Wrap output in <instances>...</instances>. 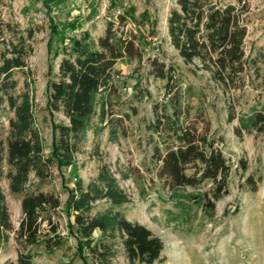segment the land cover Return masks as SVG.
<instances>
[{"label":"trees","instance_id":"obj_1","mask_svg":"<svg viewBox=\"0 0 264 264\" xmlns=\"http://www.w3.org/2000/svg\"><path fill=\"white\" fill-rule=\"evenodd\" d=\"M38 1L48 23V52L55 58L61 57L54 79L48 82L47 112L50 119L61 113L65 122L52 123L50 152L45 154L33 112L27 62L33 54L31 42L35 32L0 20V179L8 180L11 194H23L22 217L15 231L20 251L15 262L2 264H33L38 250L52 255L64 246L58 224L53 221L61 207L59 198L53 193H25L26 188L31 176L45 182L52 178L53 168L63 177L66 170L77 166V156L89 132L96 139L107 129L110 142L127 136L125 121L129 115L118 117L114 110L115 99L120 97L115 67L126 57L144 61L147 76L163 82V98L152 104V116L146 124L150 165L144 167L145 174L133 168L122 174V179L132 177L140 181L142 193L145 186L156 189L161 203L178 210L176 214L168 211L174 223L189 224L193 220L192 210L201 211L207 220L213 219L216 202L228 194L232 166L211 137L204 90L192 84L183 85L179 68L165 62L166 55L160 45L149 47L155 54L144 59V40L125 29L132 20L130 10L123 8L116 15L108 13L103 34L94 39L86 29L79 34H66L68 29L76 30L80 18L57 22L52 16L68 0ZM116 6L121 7L117 0L109 1V11ZM176 6L167 17V35L177 57L194 77L206 74L211 89L220 90L227 99V120L237 118V135L263 133L261 96L247 113L235 114L238 100L246 89H256L255 84L260 82L264 91L261 58L251 57L244 49L249 11L246 2L176 0ZM16 72L25 73L28 79L22 90L18 89ZM131 111L132 115L136 114L134 108ZM96 149L97 146L93 151ZM4 165L8 167L6 174ZM245 168L243 165L242 169ZM207 183L210 186L204 189ZM245 183L255 191L257 181L252 176ZM157 184L159 189L155 188ZM65 190L64 206L72 217L69 226L77 240L79 256L85 252L94 264H111L114 242L118 239L130 264L159 261L163 242L117 210L130 203V198L107 165L100 166L89 183L84 184L78 178L72 188ZM101 202L107 207L93 213ZM13 230L0 189V250L8 243Z\"/></svg>","mask_w":264,"mask_h":264},{"label":"rangeland","instance_id":"obj_2","mask_svg":"<svg viewBox=\"0 0 264 264\" xmlns=\"http://www.w3.org/2000/svg\"><path fill=\"white\" fill-rule=\"evenodd\" d=\"M109 1L68 0L67 5L54 11L52 16L57 22H72L74 18H80L76 30L68 29L66 34H79L86 29L96 39L104 32L109 20L108 13L116 15L123 8L130 10L132 20L128 21L125 29L132 30L144 40V59L155 54V50H150L149 47L160 45L166 55L165 62H171L179 68L183 85L192 84L195 88L204 90L206 96L203 101L206 117L211 124V137L232 166L228 194L216 202L213 219L207 220L201 211L195 213L192 210L193 220L189 224H181L171 221L172 215L168 211L176 214L178 210L170 204L161 203L155 193L156 189L145 186L142 193L140 181L132 177L122 179V174L133 168L145 174L144 167L150 165L151 148L146 145V124L152 116V104L163 98V82L147 76L148 69L144 61L123 58L115 67V82L120 97L115 99L114 110L118 117L129 115L125 121L127 136L119 137L117 142H110L107 129L96 139L89 132L87 141L77 156V166L66 170L63 177L58 175L55 168L49 181L39 182L31 176V183L25 193H53L59 198L61 207L59 213L53 216V221L58 224L60 235L64 238V246L52 255L46 254L42 249L38 250L33 264H94L85 252L82 256L78 255L80 251L77 249V240L69 226L72 217L67 214L64 206L67 197L65 189L72 188L74 180L78 178L84 184L89 183L104 164L111 169L119 187L130 198V203L117 210L128 221L144 226L163 242L160 259L154 264H264V132L237 135V118L233 121L227 120V99L220 90L211 89L206 74L194 77L177 57L169 45L167 35V17L177 7L176 0H117L121 7H113L111 11L108 8ZM212 1L222 4L237 2ZM240 1L246 2L249 10L245 52L250 53L251 57L260 56L259 65L264 71V0ZM0 20L16 23L22 30L31 28L35 32L31 42L33 54L27 62L33 94V112L47 154L50 152L52 140V123L65 122L61 113L50 119L47 112L48 82L54 79L61 57L55 58L48 52V23L38 0H0ZM15 79L18 80V89L22 90L25 80H28L26 74L16 72ZM255 86L256 89H246L239 98L235 107L236 116L247 113L258 96H261V103H264V91L261 90L260 82ZM148 95L149 98L146 97ZM132 108L136 110L135 115H132ZM4 127L6 129V122ZM95 146L97 149L93 151ZM243 165L245 170L242 169ZM7 171L8 167L4 165V174ZM248 176L257 181L255 191L250 190L245 183ZM209 186V183L205 184L204 189ZM159 187L157 184L155 188ZM0 189L14 229L9 234L8 243L0 250L2 264L15 262L20 251L15 241V231L22 217L23 194H11L5 177L0 179ZM161 194L165 196L162 191ZM106 207V204L98 203L93 213ZM43 227L46 228L47 224ZM114 250L111 264H130L118 239L114 242Z\"/></svg>","mask_w":264,"mask_h":264}]
</instances>
